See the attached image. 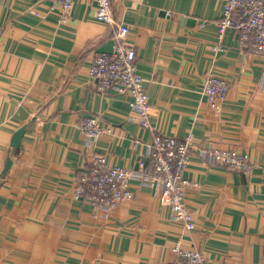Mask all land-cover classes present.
Masks as SVG:
<instances>
[{"label":"crops","instance_id":"1","mask_svg":"<svg viewBox=\"0 0 264 264\" xmlns=\"http://www.w3.org/2000/svg\"><path fill=\"white\" fill-rule=\"evenodd\" d=\"M223 3L110 0L130 29L150 126L193 139L187 231L156 183L131 181L132 199L106 213L74 198L89 153L131 170L151 141L129 99L99 91L88 75L113 46L93 1L74 0L62 23L50 0H0V264H166L175 246L200 250L208 264H264V55L240 49L230 29L218 41ZM210 71L229 83L215 107L202 93ZM91 116L111 132L89 150L78 124ZM213 149L246 153L250 174L203 157Z\"/></svg>","mask_w":264,"mask_h":264},{"label":"built area","instance_id":"2","mask_svg":"<svg viewBox=\"0 0 264 264\" xmlns=\"http://www.w3.org/2000/svg\"><path fill=\"white\" fill-rule=\"evenodd\" d=\"M50 1L52 7L59 11L60 22L65 23L70 17L74 0ZM92 1L93 18L110 27L113 46L110 52L93 57L88 75L99 91L113 89L129 99V107L137 114L141 127L151 131V141L146 145L144 156L137 161L136 168L131 170L109 165L104 154L89 153L74 188V198L89 203L94 211L106 213L115 211L121 203L132 199L131 181L144 185L156 183L161 189V200L170 207L172 219L181 223L187 231L192 230L193 216L185 203V193L196 184L186 179L184 173L190 164L193 139L191 136L180 139L152 129L149 121L152 107L144 79L134 64L135 50L129 40V26L113 18L110 0ZM28 12L40 16L32 7ZM228 29L235 33L240 49L264 55V0H224L221 17L217 21L218 41ZM228 91V81L213 71L207 73L202 93L210 107L222 103ZM78 130L89 150L101 135L111 132L110 127L100 125L96 116L82 120ZM203 157L244 175H249L251 171L248 155L236 149H213L204 153ZM173 250L175 259L166 264H208L198 249L179 250L175 246Z\"/></svg>","mask_w":264,"mask_h":264},{"label":"water","instance_id":"3","mask_svg":"<svg viewBox=\"0 0 264 264\" xmlns=\"http://www.w3.org/2000/svg\"><path fill=\"white\" fill-rule=\"evenodd\" d=\"M23 129L18 130L16 133H14L10 145L12 147V153L15 152V150L17 149L19 142H20V137L22 135Z\"/></svg>","mask_w":264,"mask_h":264}]
</instances>
